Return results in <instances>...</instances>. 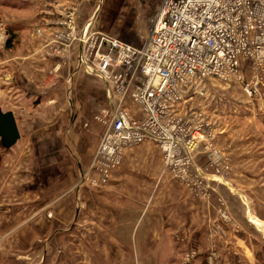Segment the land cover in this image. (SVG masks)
<instances>
[{
    "label": "crops",
    "instance_id": "obj_1",
    "mask_svg": "<svg viewBox=\"0 0 264 264\" xmlns=\"http://www.w3.org/2000/svg\"><path fill=\"white\" fill-rule=\"evenodd\" d=\"M0 6L9 7L8 14H16L8 23L13 36L26 31L9 40L0 56V108L14 112L21 134L16 145L0 156V234L6 238L7 247L0 251L8 252V240L18 235L14 248L33 252L31 259L19 262L3 254L1 263L206 264L210 227L219 222L212 205L191 197L162 172L145 176L133 170V175L127 176L128 168H140L143 160L155 166L163 163L158 144L154 143L159 154L153 153L151 146L127 149L121 166L112 173L111 183H91L95 175L91 164L103 131L93 116L100 108L82 110L67 91H73L76 75L81 71L87 75L80 59V45L68 48L65 57L53 40L64 27L62 21L68 8H76V24L82 28L93 22L99 1L84 4L81 0L80 4L75 0H0ZM58 63L61 67L56 72L57 79L50 84L49 73ZM60 91H66L64 99ZM41 92L48 97L40 96ZM42 99L48 111L38 113L24 107L25 101L39 105ZM5 102L11 103L6 106ZM229 129L221 126L217 142L218 136L232 135ZM232 138H224L227 146H220L227 150L228 144L234 143ZM23 149L25 154L32 152L31 162L21 163L19 153ZM9 150L18 151L12 159L17 164L6 162L12 157ZM199 154V161L204 160V152ZM126 182L130 184L128 192L124 191ZM224 195L228 207L229 201L238 204L236 207L246 206V210L230 212L242 229L254 224L264 227V216L252 207L257 196ZM115 200L120 206L109 209L107 205L116 204ZM224 229L231 236L222 245L218 264H235L236 256L242 264H249L254 256L245 237H239L234 232L236 228L231 232L232 228ZM193 250L198 256L186 260V254Z\"/></svg>",
    "mask_w": 264,
    "mask_h": 264
},
{
    "label": "built area",
    "instance_id": "obj_2",
    "mask_svg": "<svg viewBox=\"0 0 264 264\" xmlns=\"http://www.w3.org/2000/svg\"><path fill=\"white\" fill-rule=\"evenodd\" d=\"M75 11L67 9L53 42L65 57L68 48L80 45L84 70L103 82L109 99L93 116L103 131L92 184L109 183L126 150L151 141L161 148L166 170L193 197L210 200L217 183L229 185L225 174L233 163L217 142V126L202 103L194 108L185 103L195 96L192 87L207 77L242 78L244 60H253L255 69L244 90L264 100V0H163L142 45L93 28L92 22L78 28ZM60 67L50 71V84ZM200 151L207 155L202 164ZM219 203V219L232 223L221 198ZM224 234L218 221L210 227L207 264H218L217 239ZM197 255L189 251L186 260Z\"/></svg>",
    "mask_w": 264,
    "mask_h": 264
},
{
    "label": "rangeland",
    "instance_id": "obj_3",
    "mask_svg": "<svg viewBox=\"0 0 264 264\" xmlns=\"http://www.w3.org/2000/svg\"><path fill=\"white\" fill-rule=\"evenodd\" d=\"M75 1H80L81 4V0ZM97 1H99L100 8L93 19L92 27L112 34L129 43L134 42L137 44H143L146 38H148V34L152 26V20L157 15L160 5L163 2V0H88L87 2H85L84 0V4H87L89 2H95L96 4ZM9 9V7L5 8L0 6V56L2 55V49L6 47L9 40H13L14 36L16 39L19 34L23 36V34L26 32L21 31L19 32V34L15 32L14 36L11 34L8 23L10 21V17L14 18L16 14H8ZM6 56L7 55H5L4 58H6ZM262 62V71L260 76L262 81L261 85L264 90V78L262 76V72L264 73V60ZM253 67V60H244L242 62L240 70L242 78L237 79L233 82H225L223 80H220L219 78L214 77H207V79L201 80L191 89V93L195 94V96L192 97V99L191 97H189L191 100L189 99V101L185 103L188 108L197 107V105L202 103V107L207 110L208 118H210L217 126L218 132L221 126L226 130L230 127L229 130L231 131L232 135L225 137L223 135H221V137L218 136L219 145H225L226 137H233L232 139H234V143L228 144V148L226 150V156L230 157L233 163V167L228 173L229 175H227V173L225 174V177L229 181V185L227 186L226 183L220 181L221 183L216 184V193L214 194V196L210 200H204V202L210 203L212 205V209H214L216 212H218V209L220 207L219 198H221L224 202V205H222L229 214L231 211L235 210H246V206L236 207L238 204H233L232 201H229L230 204L228 207V202L226 201L227 199L223 198L226 195H224V192H227L230 196L234 195L235 197L242 194L257 196V199L253 201V203L256 202V205L251 203L252 207L264 216V100L257 95H250L244 90L245 84L250 82L253 78V74L255 71ZM80 73L76 75L78 77L73 80V91H70L69 89L67 90V87L66 90L69 91V93L71 92V96L73 97V99L76 98V101L81 104V109L84 111H91L93 110L94 106L96 110H98L99 108L101 109L102 106L108 105L109 99L106 95V89L104 91L105 87H103L101 80L96 76H91V74L87 73L86 75L82 71ZM69 82L71 83L72 81ZM1 84L2 79L0 78V85ZM98 86H100V88ZM58 93H60L63 99L65 98L66 91H60ZM39 94L42 97H48L44 92H41ZM2 99L3 97L0 98L1 102H3ZM44 100L42 99L39 105H36L34 101H25L24 107L26 108V110H38V113H40V111L42 113L43 110L48 111V105L46 103H42L45 102ZM10 103L11 102H5L6 106ZM32 103L33 105H31ZM3 109L7 108L4 106ZM23 110L24 109L22 106L20 109L21 116L23 114ZM230 145L232 148L230 147ZM235 145L236 147L234 148ZM140 146H151L153 153H160V151L155 147L157 145L154 144V142H145L138 145L137 147ZM10 148H6L3 146V148L0 149V153L2 154L0 156H4L3 152H5V149ZM24 149L19 153L21 163L27 161L31 162L33 158L32 152H30L29 154H25ZM17 154L18 151L12 153L11 150L9 155L12 157L6 162L10 163L11 165L17 164L13 163L12 160L13 157ZM199 155L201 154L198 153L196 157H198ZM206 157L207 155L204 154V160L200 161L199 158H197L198 162L201 164L204 163L207 159ZM149 161L143 160V162L140 163V168L138 166L129 167L127 176L131 177V175H133V170H138L141 172L140 175L145 176L146 173L149 176L158 171L159 173L162 172L164 175L173 179L177 183V186L181 188L182 184L169 174L165 166L162 165V162L160 166H155L153 164H149ZM246 169L249 171H246ZM246 174L249 176H247ZM93 177H91V179ZM16 179H19V177ZM109 182L111 183V181ZM212 184L214 185V183ZM103 186H105V184ZM221 186H224L223 192L222 188L220 189ZM234 187L235 190H232L234 189ZM182 188L184 187L182 186ZM129 189L130 184L126 182L124 191L128 192ZM186 192L189 194L187 190ZM189 195L193 197L191 194ZM115 202L116 204L111 202L113 204L107 205V207L109 209H117V205L120 206V204H117L118 200H115ZM119 210L120 209H118V211ZM49 213L52 214L51 212ZM220 222L223 223L224 228H232L230 232L234 231L233 228H236L238 232H234L238 233L239 237H245L246 242L250 246L254 256L249 264H264L263 226L262 228H260V224H257V226L254 224V226L251 225L252 227L247 225L245 226V229H242L241 224H239L235 219H233L232 223L223 219H219V223ZM1 236L2 235L0 234V249H5L7 248L4 245L6 238H1ZM230 236L231 235L226 230V234L219 236V238L217 239L218 252L220 256L222 253V245L230 239ZM18 242V235H12L10 237V239L8 240L10 250L8 252L0 251V264H2L1 262H3V254L8 257H13V260L18 262L24 259L29 260L32 258V251H27L26 253H24L20 252L21 250H16L14 248L15 246H17ZM206 244L208 246V243ZM223 256L224 255H222V257ZM227 257L228 255H226V258ZM219 259L221 261V258ZM236 261L237 264H242L238 256L234 258L235 264Z\"/></svg>",
    "mask_w": 264,
    "mask_h": 264
},
{
    "label": "water",
    "instance_id": "obj_4",
    "mask_svg": "<svg viewBox=\"0 0 264 264\" xmlns=\"http://www.w3.org/2000/svg\"><path fill=\"white\" fill-rule=\"evenodd\" d=\"M0 137L2 146L10 148L21 137L17 120L13 111H3L0 108Z\"/></svg>",
    "mask_w": 264,
    "mask_h": 264
},
{
    "label": "trees",
    "instance_id": "obj_5",
    "mask_svg": "<svg viewBox=\"0 0 264 264\" xmlns=\"http://www.w3.org/2000/svg\"><path fill=\"white\" fill-rule=\"evenodd\" d=\"M206 264H207V261H206Z\"/></svg>",
    "mask_w": 264,
    "mask_h": 264
}]
</instances>
